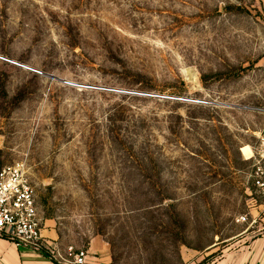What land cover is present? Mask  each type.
Returning <instances> with one entry per match:
<instances>
[{
	"label": "rangeland",
	"instance_id": "obj_1",
	"mask_svg": "<svg viewBox=\"0 0 264 264\" xmlns=\"http://www.w3.org/2000/svg\"><path fill=\"white\" fill-rule=\"evenodd\" d=\"M263 133L264 0H0V168L50 260L253 264Z\"/></svg>",
	"mask_w": 264,
	"mask_h": 264
},
{
	"label": "built area",
	"instance_id": "obj_2",
	"mask_svg": "<svg viewBox=\"0 0 264 264\" xmlns=\"http://www.w3.org/2000/svg\"><path fill=\"white\" fill-rule=\"evenodd\" d=\"M251 178L256 193L264 197V133L256 155L252 157ZM0 236L8 238L18 247L46 255L43 249L48 242L42 235L34 189L27 179L23 161L0 168ZM68 254L72 257V264H85L86 251L69 247ZM52 257L56 259L54 255Z\"/></svg>",
	"mask_w": 264,
	"mask_h": 264
},
{
	"label": "crops",
	"instance_id": "obj_3",
	"mask_svg": "<svg viewBox=\"0 0 264 264\" xmlns=\"http://www.w3.org/2000/svg\"><path fill=\"white\" fill-rule=\"evenodd\" d=\"M42 235L44 237H51L52 234L49 229H42ZM256 246L253 248L256 259L253 264H258V259L264 255V233L255 239ZM0 264H60L50 260V257L38 253L29 251L27 249L16 246L8 238L0 236ZM221 264H228L224 260ZM246 264V263H245ZM251 264V263H249Z\"/></svg>",
	"mask_w": 264,
	"mask_h": 264
},
{
	"label": "bare ground",
	"instance_id": "obj_4",
	"mask_svg": "<svg viewBox=\"0 0 264 264\" xmlns=\"http://www.w3.org/2000/svg\"><path fill=\"white\" fill-rule=\"evenodd\" d=\"M242 152L245 155L246 158H249L251 155V151L248 146L242 147Z\"/></svg>",
	"mask_w": 264,
	"mask_h": 264
}]
</instances>
